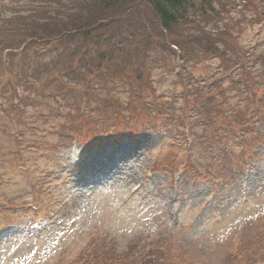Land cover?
Returning a JSON list of instances; mask_svg holds the SVG:
<instances>
[{
	"label": "rangeland",
	"instance_id": "1",
	"mask_svg": "<svg viewBox=\"0 0 264 264\" xmlns=\"http://www.w3.org/2000/svg\"><path fill=\"white\" fill-rule=\"evenodd\" d=\"M57 1L0 0V264H264V0L193 1L183 34L163 32L193 57L149 67L154 54L134 55L141 45L131 43L132 33L142 41L139 20L149 29L144 0ZM57 13L83 28L71 27L77 37L34 90L9 64L46 48L59 32L47 26L24 46ZM97 47L114 76L69 82L81 59L91 68L99 55L68 65L69 53ZM127 67L136 75L119 83ZM120 147L138 152L117 180L86 165Z\"/></svg>",
	"mask_w": 264,
	"mask_h": 264
},
{
	"label": "trees",
	"instance_id": "2",
	"mask_svg": "<svg viewBox=\"0 0 264 264\" xmlns=\"http://www.w3.org/2000/svg\"><path fill=\"white\" fill-rule=\"evenodd\" d=\"M193 1L195 0H144L145 4L147 5V8L149 9V13H148V20H149V24L148 28L146 29L145 27H143L142 21L139 20L138 23L139 25H141V30L139 31L140 34V38H142V41L138 38H136V36H138L137 33L135 34H131V43L134 42H138L140 43L141 47H137L135 48V53L134 55H138V56H142V54H144L145 52H150V54H154L153 56H150L151 61L146 63V65L149 66H153L154 64L158 63L157 61V57L161 56H168V58L174 60L176 57L179 60H182L183 62H188L192 57L193 54H195L192 49L190 48L189 50L186 51V47L183 44V40L180 41H173L170 42L171 46L174 45L173 47L168 46L166 42V35L164 34L165 32L168 33H174V30H177L179 33L183 34L181 28H182V22L184 20L187 19V15L188 12L190 10H192L191 8L193 7ZM202 1V0H201ZM102 4L105 5L104 7L107 6H112L115 5L116 3H121V0H102ZM204 5L203 6H210V3L212 2V0H203ZM44 5L42 6V9L46 8V10L50 7L51 3H43ZM54 5V3L52 4ZM61 5V6H60ZM57 6L60 8H63V1L62 0H58L57 1ZM1 7H0V12H1ZM204 14V13H203ZM205 15V14H204ZM95 20H99V19H95ZM94 21V20H93ZM95 27H101L103 26L105 23L102 24H98L97 21L95 22ZM47 27H51V28H55L56 30H58V33L53 34V37L51 36V38H56L54 40L49 39V41L47 42V46L52 42L56 45V49H51L49 50V48H44L43 50L38 51V53L32 55H23L22 56V61L16 63H12L9 64V66H15L14 70H18V72H16V79H19L21 76L26 75L28 77H31V81L32 84L34 85L32 89L35 90V88L39 85L38 84V80L39 78H41L44 74V72H47L50 70V68H54V66L56 65L55 60L58 58V56L60 55V53L62 52V49H65L67 46L64 44L65 43H69V39H72L71 36L73 37H77L76 34H70L68 31L71 29V27L73 28H79L82 29V21H80L78 19V17H70L68 15H63L61 13H57V14H50L46 17L45 20V24H43L42 26H34L33 31H29L28 33V38L29 40H32L30 44H28L27 46H24L25 50H29L30 47L38 40H42L40 37V33L42 30H44ZM61 26H67L69 27L68 30L66 31H61ZM86 26H90V25H86ZM94 30L90 31H86L84 32V37H82L83 39H89L91 38L93 35ZM164 32V33H163ZM58 34V35H56ZM52 35V34H51ZM70 36V37H69ZM126 38V37H125ZM95 40L104 43L103 41L100 40V36H96L95 35ZM126 44H128L127 42V38L124 41ZM59 44H62L61 46H58ZM175 46H177V49H179L178 51H175ZM160 47V50H158V48ZM99 47L90 50V51H82L81 50H73L72 52L69 53L68 56V60L67 63L70 62L73 57L75 56H87L86 54L89 53H97L99 54L98 57V63H95V61H97V59H92L89 62L92 61V66L91 68H89L87 66V62H84L86 60V58H83L80 60L81 63H79L78 67L76 70H69L67 73V79L69 80V82L71 83H80V81L85 80L87 77L92 76V70L98 71L97 73H99L100 71H102V73H104V76H114L113 73H110L109 71V67H106L107 64H103L102 66L100 65L102 63V60L108 59L106 57H100L101 53L97 51ZM13 49V48H11ZM151 50V51H149ZM25 51V53L27 52ZM192 51V54L190 53ZM116 52V51H115ZM115 52H111V54H115V55H119L122 58H132L133 56L131 54H119L120 50H117V53ZM50 53L52 54V57L50 56ZM171 54H173V56H171ZM32 57V58H31ZM51 58L52 61L50 62H46V58ZM45 58V60H43ZM68 65H72L69 64ZM67 65V67L69 68V66ZM145 66V63H141V66ZM88 68L87 72L85 73V68ZM235 68H237V70H239L241 67L240 66H236L234 68L231 69V74L232 71L235 70ZM70 69V68H69ZM135 68L129 69V67L126 68V72H125V77H120L118 76L119 83H126L128 82V80L133 79L134 75H136L134 72ZM101 73V74H102ZM107 73V74H106ZM134 73V74H133ZM20 76V77H19ZM138 79L141 81L143 79V76L141 75V72L138 73ZM31 89V91H32ZM37 90V89H36ZM39 91V90H38ZM223 91V89H222ZM230 91L228 89L225 90V92ZM4 93L7 94V92L4 90ZM57 93V94H56ZM55 98H57V101L61 100L60 96H61V91H56ZM224 93V92H222ZM43 94L41 91H39L38 95ZM14 97H18V95L14 96ZM13 98L12 96L7 95V97L5 98V102L8 103L7 101H10ZM225 99H228L227 97H225ZM59 103V102H57ZM225 102H223L222 104H224ZM222 104L220 106H222ZM108 107V111L107 113H112L114 116H118V110L117 109H121V108H117L116 109V105L114 104H110L108 103L107 105Z\"/></svg>",
	"mask_w": 264,
	"mask_h": 264
},
{
	"label": "bare ground",
	"instance_id": "3",
	"mask_svg": "<svg viewBox=\"0 0 264 264\" xmlns=\"http://www.w3.org/2000/svg\"><path fill=\"white\" fill-rule=\"evenodd\" d=\"M114 150L117 151V154L115 155H109L108 150H105L103 153L100 151L99 153H94L92 155H90L89 158L86 159V161L89 164L95 163L96 169L98 172H108V173H104L103 175H106L107 177H109V179H113V180H117L119 178V176L123 175V172H126V174L131 171L133 168V166L131 167V169H128L129 164L128 162H130L131 160H133L135 158V152H138L137 150L134 149V151L129 150L126 147H120V148H114ZM138 155V154H136ZM113 161H119L120 163H118L116 166L111 167V169H108L107 164ZM102 163H107L106 165H103ZM88 164V165H89ZM123 164V165H121ZM106 168V169H105ZM89 169H94V167H84V171ZM95 172L94 170H91V172ZM130 174V173H129ZM87 175V174H86ZM131 175V174H130Z\"/></svg>",
	"mask_w": 264,
	"mask_h": 264
}]
</instances>
